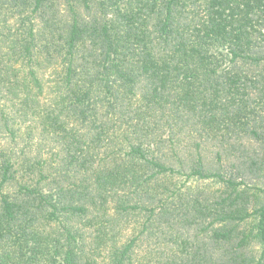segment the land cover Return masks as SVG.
Returning <instances> with one entry per match:
<instances>
[{"label": "trees", "instance_id": "trees-1", "mask_svg": "<svg viewBox=\"0 0 264 264\" xmlns=\"http://www.w3.org/2000/svg\"><path fill=\"white\" fill-rule=\"evenodd\" d=\"M0 264H264V0H0Z\"/></svg>", "mask_w": 264, "mask_h": 264}]
</instances>
